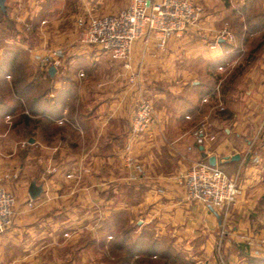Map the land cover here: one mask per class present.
Segmentation results:
<instances>
[{
  "label": "crops",
  "instance_id": "obj_1",
  "mask_svg": "<svg viewBox=\"0 0 264 264\" xmlns=\"http://www.w3.org/2000/svg\"><path fill=\"white\" fill-rule=\"evenodd\" d=\"M42 1L6 0L7 12L0 17V68L8 63L9 50L16 48L17 56L19 48H24L19 35L24 24H35L45 34L36 50L44 54L62 48L67 53H60L62 68L52 82L63 85L68 96L48 131L37 127L29 138L38 166L30 173L43 187L41 198L46 191L51 198L39 201L34 209L17 204L12 227L0 235V264H61L60 248L77 243L79 260L73 264H99L87 242L80 246L77 232L80 227L89 228L87 222L93 216H80L77 210L95 203L103 206L104 196L110 193L114 195L112 208H121L115 195L129 174L138 177L126 180L132 193L142 196L132 203V210L141 212L140 228H153L157 238L182 254L184 264L204 260L218 264L214 252L224 224L227 235L222 249L228 264H249L248 255L264 258V252L252 255L242 243L247 235H264V0H191L203 7L200 20L182 36L171 38L165 50L157 49L153 33L138 39L130 68L95 45L81 44L76 33L73 36L65 30V15L60 11L67 0H46L57 12L54 19H43L51 25L39 22ZM236 19L242 21L243 38ZM223 29L236 35L235 41L220 37ZM2 71L0 91L12 90L10 76ZM135 73L137 79L131 82ZM207 94L222 96L227 115L214 112L216 136L212 128L209 133L216 139L198 145L193 135L195 119L202 108L211 111L203 102ZM240 94L244 99H237ZM141 97L153 101L156 119L149 134L134 143L136 167L126 169L123 146L130 135L133 108ZM21 113L17 110L0 117L4 124L0 130L1 182L14 163L27 156L25 150L16 152L15 142L8 138L11 131L24 136L25 126L18 120ZM189 114L196 117L194 121L187 119ZM235 154L240 159L233 160ZM212 155L219 166L239 171L243 192L228 210L188 200L178 180L181 172ZM51 159L77 173L79 179L59 174L44 179L42 165ZM64 212L67 217L60 216ZM64 228L69 230L64 232ZM69 231L74 234L65 242L63 236ZM50 257L55 259L52 263H48Z\"/></svg>",
  "mask_w": 264,
  "mask_h": 264
},
{
  "label": "built area",
  "instance_id": "obj_2",
  "mask_svg": "<svg viewBox=\"0 0 264 264\" xmlns=\"http://www.w3.org/2000/svg\"><path fill=\"white\" fill-rule=\"evenodd\" d=\"M202 12V6L190 0H130L126 7L116 13L81 15L76 24L82 44L95 45L113 60L122 61L126 68H130L133 44L138 39L153 33L157 49L165 50L171 38L182 36L200 20ZM45 23L47 20L43 21V24ZM219 36L235 41V35L228 29H223ZM40 60L46 72L51 66L58 70L62 64L58 49H52L42 55ZM137 76V73L131 75V82H135ZM211 98L212 94H207L203 100L209 102ZM187 117L193 119L192 114ZM154 121L155 110L152 102L147 97H141L133 108L132 139L125 150L129 168L136 167L135 156L133 153L131 156L134 143L149 134ZM208 129L205 121L197 123L193 135L198 145L205 144L207 139H215ZM53 170L57 171V167ZM48 171L51 172V169ZM72 177L74 174L69 173V178ZM132 178L137 179V176L132 174ZM178 180L184 187L188 200L215 210H228L243 192L237 177H229L218 164L211 165L208 159L196 162L181 172ZM16 203L15 195L0 185V235L12 227L16 216ZM34 203V199H30L29 205L32 208L36 206ZM225 232L226 230H223V233ZM243 243L252 255H261L264 252V235H247ZM198 264L212 263L204 260Z\"/></svg>",
  "mask_w": 264,
  "mask_h": 264
},
{
  "label": "rangeland",
  "instance_id": "obj_3",
  "mask_svg": "<svg viewBox=\"0 0 264 264\" xmlns=\"http://www.w3.org/2000/svg\"><path fill=\"white\" fill-rule=\"evenodd\" d=\"M129 2L130 0H67L64 3V5L61 6V11H60L61 15H65V20L63 21L64 22L63 27L65 28L66 31L72 32L73 36H75L74 34L76 33L78 36L77 40L79 41V31H78L77 24H76L78 17H80L81 15H103V14L116 13L122 8L126 7ZM54 12H57L56 7L54 8V4L50 1L44 0L41 3V11H40V14L37 20L40 22L44 18L54 19L53 18V16L55 15ZM48 24L51 25V21L49 22L47 20L46 25ZM34 25L35 24L33 25L29 24L26 26L24 24L23 30L19 34L20 40L22 41V43H24V48H22V50L19 48L17 56H15L16 48L14 50H9L7 52L9 55L8 63L3 64L2 66V68L4 67L5 69L7 68L11 69V66H12L11 61H14L13 66L18 72L17 74H20L22 76L24 75V79L26 80V82L28 81L31 82L35 80L38 75L45 76L46 71L43 70L41 66L40 58L42 55H45L46 53H49L52 50V49H48L47 52L44 54H42L39 50H36V46H39L40 42L45 37L44 36L45 34L43 33L42 30H36L35 27H33ZM235 26L236 27L241 26L240 19L235 20ZM10 27L11 26L9 25V28ZM10 31L13 32L11 29ZM7 47L9 49L11 48L13 49L14 46H7ZM58 52L59 54L61 53L63 55L67 54V53H64V50L62 48H59ZM14 56H15V59L13 58ZM62 64L60 66V70L62 68ZM2 68H0V70H2ZM71 71H75V70H71ZM15 72L9 71V76L12 82V87H13V76L16 75ZM68 72L70 71L68 70ZM43 80L44 81L42 83L41 90L47 91L49 88L52 89L51 94H50L51 96H53L54 94L59 92L61 88H63V85L62 87H57L56 84H54L52 81H49L47 79H43ZM1 86L2 85L0 81V87ZM214 97L215 96H213L209 102H204L203 100L205 104L206 103L209 104L211 111L208 112L207 109L202 108L200 110V117H198L197 119H195L196 117L194 118L197 123L200 120L205 121L208 124L209 129L214 128L213 118H212L214 112L217 114L222 113L220 114L222 116L227 115V113H225L227 111L226 110L227 108L225 106L222 96L220 95L218 97H215V98ZM241 98L244 99V94H240V96L237 99H241ZM150 101L152 102L154 106L153 101L151 99ZM154 110H156L155 106H154ZM155 119H156V111H155ZM194 119H189V120L194 121ZM8 121L11 124L13 120L12 118H10L8 119ZM1 129L2 130L4 129V124H0V130ZM27 130L28 129H25L23 137L22 135H20V133L18 134L17 132H13V131L9 132V136H8L9 140H13L15 143L17 140V143L16 144L14 143L13 149L16 152L20 150L22 151L25 150L24 152H26L27 156H26V159L22 157L21 159H19L20 161H18L17 163H14L13 168H10V173L6 176V178L3 179L2 182L0 181V185L4 186L6 189L11 191L15 195L16 201H17L16 208H17V204H20V205L25 204L28 206V208L34 209V207L32 208L29 205L30 199L32 198L29 193L27 194L26 188H27V184L31 180L35 179L30 173L31 169L34 166L35 167H38V166H37V163L35 162L36 160L35 157H32L36 155H33L34 150L33 151L31 150V148L33 147V143L29 140L31 136L27 133ZM47 131L48 130H45V132ZM213 132H214V129H213ZM26 136H29V137L27 138ZM215 136H216V133H215ZM20 139L23 141H21ZM131 139H132V135H131V128H130L129 138L123 146V152H124L123 160H124V166L126 169H132V168H129L127 165L128 162H127V159H126L127 157L125 154L126 146L127 144H129V141ZM29 156L30 158L27 159ZM131 156H132V152H131ZM23 166L25 167V169H23L24 168ZM42 166H44L42 170L44 179L49 180V178H52V176L57 175V174L66 175L68 179H79V176L77 173L69 172L66 166L63 167V165H61V162L54 161L53 159L49 160L47 163L45 162L44 165ZM54 167H57V171L53 170ZM220 168L229 177L231 178L237 177L238 183L240 184V181H239L240 175L238 174L239 171H237L235 168H230V167L227 168L226 166H223V165H220ZM48 169H51V172H49ZM69 173H73L74 177L69 178ZM137 179L132 178V174H129L128 179L126 178L127 182H132ZM123 180L125 181V183L122 187V191L120 192V194L115 195V196H118V201L121 203V208L119 209L112 208V199H113L112 197L114 195L110 193L109 195L104 196L106 200L103 206H100L95 203L93 206L89 207L88 209H87V206L85 205L83 206L85 207V209H82V206H79L78 207L79 209L77 210V214L80 216H83L86 213L87 215L93 216L92 220H89V222H87L89 223L87 224L90 226L89 228L88 227L85 228L83 226V227H80L78 231L77 230L76 231L79 232L80 234V240H79L81 242L80 246L87 242L90 245L89 250L97 253L96 257L94 258H95V261L98 262L99 264H113L114 262L118 261L117 258H114L113 256L110 255L111 253L110 251L112 250L110 244L116 242L119 238H122L124 232L127 229L132 228V241H135V239H137L143 231H146L147 234L150 233L153 236V239H159L155 236V232H154L155 230L153 228L152 229L150 227L140 228L139 226L140 218L139 217L141 216V212L139 210H132V203L138 202L142 198V196L140 194H136V192L132 193V186L128 184L125 179ZM47 193H48L47 191L44 192L42 194L43 196L42 198L41 196H38L37 198H35L34 204L37 205L39 201L40 202L49 201L51 197H50V194H47ZM107 201L108 203H106ZM219 211H222V210H219ZM16 213H17V210H16ZM66 215L67 214L64 212L60 216L67 217ZM90 222H91V225H90ZM85 223L86 222H84L83 225ZM110 228L114 230L113 232H111V234H113L114 237L113 235H110ZM226 229L227 227L224 224L223 226L220 227L218 231L217 246L214 252V255L217 258L218 264H228V261H226V256L223 253V249H222L224 238L227 235V232L223 233V230H226ZM67 230L65 228L63 229L64 232ZM73 234H74L73 231H69V232H66L64 236L62 235L65 239L64 241L65 242L68 241L72 237ZM160 241L168 242L165 239H160ZM77 244L76 245L65 244L62 248H60V250L58 251V254H60L58 260L61 261V264H73L74 262L79 260V256H78L79 251H77L79 245ZM48 260H49L48 263L49 262L52 263L55 259H52L50 257L48 258ZM154 261H155L154 264H160L162 260L158 258H154ZM245 261L248 262L247 256H246Z\"/></svg>",
  "mask_w": 264,
  "mask_h": 264
},
{
  "label": "trees",
  "instance_id": "obj_4",
  "mask_svg": "<svg viewBox=\"0 0 264 264\" xmlns=\"http://www.w3.org/2000/svg\"><path fill=\"white\" fill-rule=\"evenodd\" d=\"M7 8L4 10L0 7V17L6 14ZM239 27V37L243 38V29ZM245 39V37H244ZM14 65V61L11 64ZM4 67V74L9 75V71L16 73L13 76L12 90L0 91V117L6 114H14L17 110L22 113L19 115V122H22L29 135H33L34 129L39 127L43 132L48 130V126L54 123V119L59 118L61 108L63 107L68 92L65 88H61L59 92L51 96V90L42 91L43 79L52 81L53 76L46 72L45 76L38 75L31 82H26L24 75L17 74V70ZM20 71V70H18ZM46 114L48 117H44ZM34 116H38L35 118ZM114 230L110 228L111 232ZM114 237V235H113ZM110 255L117 258L118 261L113 264H154V258L161 259L160 264H184V257L178 252L171 243L161 242L160 239H153V236L146 231L132 241V228L127 229L122 238L111 243ZM249 264H264V258H258L248 255Z\"/></svg>",
  "mask_w": 264,
  "mask_h": 264
},
{
  "label": "water",
  "instance_id": "obj_5",
  "mask_svg": "<svg viewBox=\"0 0 264 264\" xmlns=\"http://www.w3.org/2000/svg\"><path fill=\"white\" fill-rule=\"evenodd\" d=\"M5 2H6V0H0V7L2 9H4V10L6 9ZM48 72H49V74L51 76H54L56 74V72H57V68L55 66H51L49 68V71ZM232 159L233 160H238V159H240V155L239 154H235V155L232 156ZM208 160H209V162H210L211 165H216L217 164L216 156H214V155L209 156L208 157ZM42 191H43L42 185L38 184L36 181H32L30 183V186H29V194H30V196H31L32 199H35L38 196H40L41 193H42Z\"/></svg>",
  "mask_w": 264,
  "mask_h": 264
}]
</instances>
